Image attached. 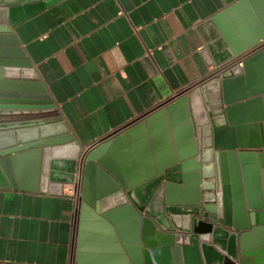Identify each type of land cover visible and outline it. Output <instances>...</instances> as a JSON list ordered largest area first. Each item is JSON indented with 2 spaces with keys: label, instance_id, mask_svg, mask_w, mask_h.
Here are the masks:
<instances>
[{
  "label": "crops",
  "instance_id": "obj_1",
  "mask_svg": "<svg viewBox=\"0 0 264 264\" xmlns=\"http://www.w3.org/2000/svg\"><path fill=\"white\" fill-rule=\"evenodd\" d=\"M0 1L13 24L0 25L39 77L26 84L45 89L56 105L63 129L82 148L83 177V154L99 139L264 42L263 0ZM26 84L0 79V91ZM137 135L127 137L115 161L129 177L158 170L167 150L165 132ZM58 147L49 160L42 154L35 182L32 157L12 169L17 189L0 168V264H116L90 220L81 228L83 187L76 206L73 185L64 182L72 149ZM205 245L196 244L198 255L188 249L189 264L229 248ZM152 250L154 257L145 247L146 264L172 263L171 248Z\"/></svg>",
  "mask_w": 264,
  "mask_h": 264
},
{
  "label": "water",
  "instance_id": "obj_2",
  "mask_svg": "<svg viewBox=\"0 0 264 264\" xmlns=\"http://www.w3.org/2000/svg\"><path fill=\"white\" fill-rule=\"evenodd\" d=\"M8 14L0 1V24L13 25ZM1 26L0 79L39 80L19 41ZM59 118L45 89L0 91V168L15 189L14 167L32 157L35 182L42 154L49 160L62 145L72 149L64 182H76L82 148ZM160 131L167 150L158 170L122 172L116 162L127 137ZM83 162L81 228L90 220L116 264H146L145 247L154 257L156 245L171 248V264H189L188 249L198 255L196 244L205 249V242L229 248L200 264H264V42L99 139Z\"/></svg>",
  "mask_w": 264,
  "mask_h": 264
},
{
  "label": "built area",
  "instance_id": "obj_3",
  "mask_svg": "<svg viewBox=\"0 0 264 264\" xmlns=\"http://www.w3.org/2000/svg\"><path fill=\"white\" fill-rule=\"evenodd\" d=\"M82 187H83V166L78 168L76 182L73 184L70 191L76 206L79 205Z\"/></svg>",
  "mask_w": 264,
  "mask_h": 264
}]
</instances>
